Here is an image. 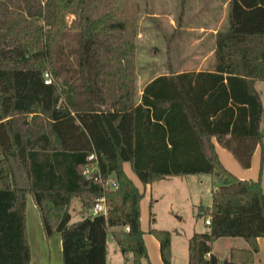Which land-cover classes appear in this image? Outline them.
<instances>
[{"label":"trees","instance_id":"16d2710c","mask_svg":"<svg viewBox=\"0 0 264 264\" xmlns=\"http://www.w3.org/2000/svg\"><path fill=\"white\" fill-rule=\"evenodd\" d=\"M137 0H0V264H29L30 196L46 240L61 237L62 264H106L112 237L123 264H151L140 225L143 185L169 176L221 180L188 238V264H220L212 244L241 237L229 258L251 264L264 239L260 178L240 179L221 163L214 140L249 168L258 145L264 81V0H229V27L216 34L212 71L153 77L138 96ZM51 82H44V74ZM95 152L103 188L83 174ZM81 207L77 220L71 202ZM98 198L105 214L92 216ZM152 204L150 203V207ZM150 224L155 221L150 212ZM128 227V229H126ZM163 264L172 232L149 227ZM131 254V259L127 255Z\"/></svg>","mask_w":264,"mask_h":264},{"label":"rangeland","instance_id":"374dc122","mask_svg":"<svg viewBox=\"0 0 264 264\" xmlns=\"http://www.w3.org/2000/svg\"><path fill=\"white\" fill-rule=\"evenodd\" d=\"M225 0H137L139 5L138 37H137V91L154 75L166 74L168 66L171 69H186L201 59L209 45V37L205 42L195 44V34L185 33L186 25L199 27L220 23V29L229 27L227 9L223 8ZM174 20L176 26H169ZM140 37V38H139ZM256 88L260 92L263 105L260 129L263 133L264 147V81H258ZM261 146L255 149L249 168H242L233 154L225 148H220V161L234 176L240 179L260 178L264 191V158L261 157ZM221 180L210 174H191L185 176H169L151 184L146 188V194L140 205V225L144 231V239L151 238L156 244V254L159 247L156 237L149 233V227L172 232L173 254L177 264H181L187 239L190 234L203 228V219H197V206H204L211 202L212 189L218 187ZM152 198V199H151ZM30 200V201H29ZM75 203V201H73ZM72 203V204H73ZM150 203L152 206L150 207ZM33 204L29 198L27 202L28 221L30 227L31 264H45L51 259L52 264H61V237L55 234L48 241L41 235L37 237L33 230L30 207ZM81 207V206H80ZM70 206L75 219L80 218L78 209ZM150 212L155 221L150 224ZM72 216V215H71ZM179 234H177V233ZM186 240V241H185ZM241 240V239H240ZM219 239L216 244L221 259L227 255V243ZM108 253L115 264H123V255L118 251L112 237H108ZM151 251V247H147ZM116 249V252H114ZM149 255V253H148ZM150 260V257H149ZM151 261V260H150Z\"/></svg>","mask_w":264,"mask_h":264},{"label":"crops","instance_id":"0c3cea01","mask_svg":"<svg viewBox=\"0 0 264 264\" xmlns=\"http://www.w3.org/2000/svg\"><path fill=\"white\" fill-rule=\"evenodd\" d=\"M228 1L229 0H225L223 2V5H222L223 8L226 7V9H227ZM168 24L171 27H174V26L177 25L174 20H170ZM224 30H227V29H224ZM224 30L220 29V23L219 22H218V24L210 25L208 27H206L205 25H200L199 27H195V26H192V25H186L185 30H184L185 33L195 34L196 36H198L193 41V42H195V44H199L201 42H205L206 37H209V40H208L209 41V45L206 48V51L202 54L201 59H199L197 62H195L193 65H191V67L186 68V69H174V72L180 73V72H183V71H200V70L212 71V65H213V59H214L213 54H214V50H215L216 34L218 32H220V31H224ZM160 74H163V73H159L157 75H154L153 77L158 76ZM153 77H151L143 85V87L139 89L140 90L139 96L141 95L144 86ZM213 140H214V143H215L216 151H217V153L219 155V158H220V148H223V147H221L215 141V139H213ZM122 166H123V170L126 173V175L133 180L135 185L139 188L140 191L143 192V194H146V188L149 187V189H150L151 188V184L143 185L140 182V180L138 179V177L136 176V174L134 173V171L132 170V168H131V166H130V164L128 162H124ZM165 179H168V177H166ZM160 181H162V180H160ZM215 188H213V189H215ZM29 198H31V197L28 196L27 202H28ZM73 201H75V203H73ZM32 202H33V200H32ZM140 205H141V203H140ZM208 205H210V204H208ZM208 205H206V206H208ZM71 206L76 207L78 209L77 211L79 212L80 206H81V203H80L79 199L78 198H74L72 200V202H71ZM30 211H31V215H32L31 221H32L33 230L36 233L37 237L40 238V240H41V235H43L44 238H45V236H44V233H43V230H42V225H41V222H40L38 210H37L34 202H33V204H31ZM70 214L72 215V220H77V219H75L77 217L74 216V213H72L70 211ZM26 221H27L28 242H29V247H30V263L29 264H31L30 227H29V221H28V209H27V207H26ZM203 224H204L203 228L199 229L200 231H197V232H201V231L205 230V223L203 222ZM193 232H195V230ZM192 233L190 235H192ZM177 234H179V233H177ZM219 239H221V238H219ZM219 239H217L216 241L213 242L212 251L211 252H212V254H214V255H216L218 257V259L220 260V264H222L224 261H230L229 254H230V250L231 249H246V248H248V243L241 237H222V239H225V241H226L225 243H227V255L225 257H223L224 259H221V257L218 254V249L216 248V244H217V241ZM49 242L50 241H48V243ZM144 242H145L146 248L148 246L151 247V251H149L150 249L147 250L148 253H149L148 256L150 257L151 264H163V262H162V260L160 258V253H159V256H157V254H156V249H155L156 248V244H155V242L151 238L144 239ZM187 242H188V239L186 241V245H185L186 247H185L184 253H182L180 255L182 257V259L180 260L182 262L181 264H188V262H187V258H188ZM257 242H258V245H259V250L256 253H254V259H253V262L251 264H264V239L258 238ZM158 247H159V243H158ZM107 250H108V244H107ZM114 252H116V249H114ZM171 252H172L171 264H177V262H176V258L177 257H175L174 254H173V239L171 240ZM127 257H128V259H131V254L127 255ZM123 261H124V257H123ZM48 262L49 263L46 262L45 264H52L51 259ZM61 264H62V256H61ZM106 264H115V261L113 259L110 260L108 251H107V255H106Z\"/></svg>","mask_w":264,"mask_h":264},{"label":"built area","instance_id":"2783aa9c","mask_svg":"<svg viewBox=\"0 0 264 264\" xmlns=\"http://www.w3.org/2000/svg\"><path fill=\"white\" fill-rule=\"evenodd\" d=\"M44 82L46 84H49L51 82V75L48 72H46L44 74ZM83 174H84L85 178L95 180L103 188H115L117 186L116 182L114 181V179L112 177L103 178L100 175L98 158H97V155H96V153L94 151L91 152L87 156V163H86V165L84 167ZM106 211H107V209H106V206L104 204V198H98L94 202V205L91 208L90 213H91L92 216H95V215H98V214H105ZM209 221H210V218L207 217L204 220V223L205 224H209L210 223ZM126 229H128V227Z\"/></svg>","mask_w":264,"mask_h":264},{"label":"water","instance_id":"95a60500","mask_svg":"<svg viewBox=\"0 0 264 264\" xmlns=\"http://www.w3.org/2000/svg\"><path fill=\"white\" fill-rule=\"evenodd\" d=\"M111 177H112V178H115V175L112 174ZM222 264H238V263H234V262H231V261H224Z\"/></svg>","mask_w":264,"mask_h":264}]
</instances>
